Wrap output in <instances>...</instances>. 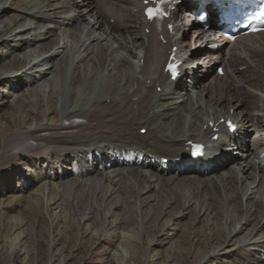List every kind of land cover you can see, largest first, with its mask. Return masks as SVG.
Returning <instances> with one entry per match:
<instances>
[{"label": "bare ground", "instance_id": "obj_1", "mask_svg": "<svg viewBox=\"0 0 264 264\" xmlns=\"http://www.w3.org/2000/svg\"><path fill=\"white\" fill-rule=\"evenodd\" d=\"M44 1L23 7L30 26L27 13L11 15V24L0 29V46L11 50L0 58L7 59L0 82L12 81L16 99L23 97L21 106L29 110L17 128L0 119V147L16 144L18 153L55 159L49 179L41 174L22 194L42 205L53 228L62 222L81 237L92 228L96 240L133 250L137 264H145L142 251L150 255L147 264H264V32L231 41L214 29L215 22L200 28L191 13L182 17L181 8L188 6L183 2L157 22L145 18V0ZM8 2L0 0V9ZM189 21L194 36L186 31ZM80 22L85 36H78L81 44L69 66L73 45L61 44L57 30L76 37L69 27ZM108 38L133 59L122 57L116 66L110 54L108 62ZM27 48L39 51L22 56ZM171 52L181 58L174 79L164 69ZM219 63L224 75L198 81V70L211 74ZM188 73L197 74L194 90ZM180 94L186 104L177 101ZM228 117L236 123L232 132L221 121ZM191 141L217 148V160L191 159ZM233 151L244 155L223 173L236 159L228 155ZM71 161L72 172L62 168ZM185 215L190 226L182 222ZM30 225L25 221L15 236L1 239L5 264H15L17 248L30 241ZM166 227L175 237L165 236ZM103 231L114 234L109 239ZM151 231L157 234L152 242ZM183 240L188 248H181ZM164 243L172 244L171 256L155 258V246ZM105 258L106 264H134L123 252Z\"/></svg>", "mask_w": 264, "mask_h": 264}, {"label": "rangeland", "instance_id": "obj_2", "mask_svg": "<svg viewBox=\"0 0 264 264\" xmlns=\"http://www.w3.org/2000/svg\"><path fill=\"white\" fill-rule=\"evenodd\" d=\"M41 1L42 0H9L8 3L11 4L9 6L5 4L0 9V29L8 23L11 24L13 15L16 16L18 14H22L24 17L28 16L29 11L26 10L25 13V9L23 7H32L33 5H37L38 7V5L41 4L40 3ZM47 1L49 2V0H46L44 2H46L47 4L48 3ZM33 2H37V3H33ZM52 2H55V0H52ZM47 12L52 14V10H48ZM48 18L51 19V17ZM30 21H31V15H30V20L26 18V27L30 26L29 25ZM36 21H38V19ZM93 21L94 18L88 16V22L93 23ZM84 26L85 23L80 22L79 24H77L76 26L77 28H72V26L69 27L76 33L77 35V36L75 35L76 37L71 36V34H67V35L63 34L64 32L63 30L60 31L61 29L57 30L61 44L66 43L68 44L69 47L70 45H73L72 52H70L69 49L70 52L69 66L71 65V60L74 58V55L77 53V49H79V46L81 44V42L78 41L79 40L78 36L81 35L82 39L85 36V34L82 35L81 33ZM34 32H36V30H34L33 28L32 34ZM189 33L191 36H194L195 30ZM108 39L104 41V42L107 41V43L105 44L110 45L109 46L110 49L107 54L108 62L110 61V58H112L110 57V54L113 56V62L116 66L119 65L118 63H120L121 59H123L124 57L133 59V57L130 56L127 50L117 46V44L114 43L115 42L114 39L112 38H108ZM22 42L23 43L25 42L26 44L29 45L31 42V38L28 35L24 34L22 37ZM35 50L36 52L39 51L36 48L35 49L27 48L21 53V55L31 56L35 52ZM10 52L11 50L8 49L7 45L1 44L0 58L8 57L10 55L9 54ZM6 62L7 59L4 62L0 63V73L5 72L6 66L4 64ZM219 65H223V64L222 63L217 64V67L211 74L203 73L204 71H202L201 74V70H198L197 74L198 75L200 74V76L198 77V81L204 80V78L209 79L213 77L216 73H218ZM49 67L50 66L48 67L46 66V69ZM102 73L104 75L107 74L106 68L102 71ZM197 74L188 73V75H186L185 79L189 89L191 90H194L193 78L196 77ZM67 80H68V76L64 77L63 91H64L65 101L68 95ZM11 84L12 81H9L8 79L0 82V119L4 121H9V123L12 124L11 126L12 128H17L20 124V119L18 120V118L20 116L25 117L28 114L29 110H26L21 106L22 104L20 101L21 99H23V97L16 99L15 90L11 89ZM103 84L105 85V81ZM191 96L192 98L196 99L194 93ZM180 97L181 94L176 95L177 101L186 104V102L182 101V98L180 99ZM192 98L188 99L187 103H189ZM217 109L218 107L215 110ZM8 115H12V116L14 115V118L16 119H13L11 121L8 119ZM136 132L144 134L140 132V129H138ZM0 133H1L0 134V143H1L3 142V133L1 131ZM252 136L256 138L255 132L251 133L248 138L250 140L254 139ZM229 155L230 157H235L236 159L234 160L231 159L226 163L223 169H221L223 173H227L231 167L232 168L237 167L236 162L242 155H244V152L238 153V151H235V153L232 152ZM256 160H258V158ZM54 161L55 159L53 158H50V160L46 161L44 160V158H41L39 155H37L34 152L18 153V148H16V144L13 147L7 149H3L0 147V241L4 237L9 239L10 236L11 237L15 236L18 225L25 224V221L28 222V225L31 224L29 228L32 231V234L30 236V241H28L27 244L25 245L22 244L19 246V248H17V252L15 254V264H51L50 259L52 255L55 256L52 264H106L107 260L105 257L109 256V254L111 253L117 254L120 252L125 253L127 257H130L133 260L134 264H137L136 263L137 259L134 256L133 250L129 249L128 247L118 242H115L112 246H110L109 244H107V241H104L103 239L100 241L96 240L97 235H95V232L90 230L92 228H89L87 234H85L84 237L78 236L76 234V231L74 232L69 231L70 229H67L62 222L59 223L58 225H55V227L53 228V226H51L50 223V217L46 212H44V210L42 209V205L38 206L36 202L32 201L31 196L27 197L28 193L22 194L21 190L25 187L30 188L34 183V181H38L39 176L41 174L43 176V180L49 179L47 175L49 172L52 171V164ZM71 162H73V164H71L70 162H65L62 165V168L65 170L68 169L69 172H72L71 168H73L74 166V161ZM53 169H56V171L58 172L61 171V169L56 167H53ZM142 170H146V169H142ZM28 181L29 183L27 185ZM122 214L123 213L121 211H118L115 217L118 218V220H120ZM191 221L192 219L189 215H185L182 218V222L184 225L190 226ZM59 231H65V234L63 235L61 232H60L61 234H58ZM111 234L112 233L109 232L108 235H105V231L102 232V235L107 236V238L109 239L112 237L114 233L112 235ZM164 234L165 236H168L170 238L175 237V232L171 230L170 227L165 228ZM156 237L157 234L151 231L148 234L147 239L148 241L152 242L153 239H155ZM53 240L54 243H56L55 245L54 244L51 245ZM180 243H181V248L189 247L187 242L184 240L180 241ZM172 247L173 246L170 243L157 244L155 246L152 255L155 258H159V259H162L161 257L164 256H171V254L169 253L173 251ZM107 250L110 253H106ZM5 256H6V247L0 245V264H5L4 262ZM148 256H150L148 252L147 253H144L143 251L141 252V258L145 264H147V258H149Z\"/></svg>", "mask_w": 264, "mask_h": 264}, {"label": "snow or ice", "instance_id": "obj_3", "mask_svg": "<svg viewBox=\"0 0 264 264\" xmlns=\"http://www.w3.org/2000/svg\"><path fill=\"white\" fill-rule=\"evenodd\" d=\"M148 15H149V18H152L154 14H153L152 11H149ZM261 15L264 16V12H262ZM255 30H256V29H254V31H255ZM170 71L173 72V75L176 74V73H175V69H170ZM229 127H231V124H229Z\"/></svg>", "mask_w": 264, "mask_h": 264}]
</instances>
